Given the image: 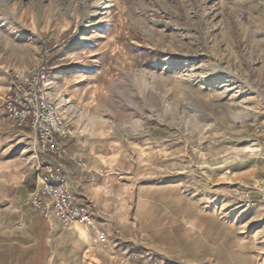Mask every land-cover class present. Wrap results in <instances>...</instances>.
<instances>
[{
  "label": "rangeland",
  "instance_id": "374dc122",
  "mask_svg": "<svg viewBox=\"0 0 264 264\" xmlns=\"http://www.w3.org/2000/svg\"><path fill=\"white\" fill-rule=\"evenodd\" d=\"M17 60L46 62L49 96L114 164L120 226L93 238L87 264H264L251 193L264 175V0H0V63ZM24 131L9 157L32 170L29 200L48 161Z\"/></svg>",
  "mask_w": 264,
  "mask_h": 264
},
{
  "label": "crops",
  "instance_id": "0c3cea01",
  "mask_svg": "<svg viewBox=\"0 0 264 264\" xmlns=\"http://www.w3.org/2000/svg\"><path fill=\"white\" fill-rule=\"evenodd\" d=\"M20 70L23 71L24 67L18 60L11 68L0 63L1 94L10 90L14 75ZM50 75L49 86L56 80L54 77H57L53 73ZM1 105L2 102L0 108ZM68 123L73 130V137L65 142L66 145L91 168L81 170L73 164L63 163L68 189L78 204L89 206L95 229L76 224L70 230H63L55 216L46 220L29 204L28 199L20 196L19 192L22 191L26 178L32 175V170L26 175L21 173L26 170L24 164L12 163L9 156L23 147L26 137L24 130L32 132L38 148L37 135L30 127H15L2 123L0 119V155L6 158L4 162H0V171L17 170L16 176L11 175L9 180L0 184V264H87L93 238L105 227L115 231L120 226L118 204L122 194L118 181L115 180L114 164L110 157H105L102 148L90 140L102 136L86 128L83 130L79 124ZM262 124L264 125V115ZM105 165L110 170L107 175L103 174ZM263 177L264 175L259 178ZM127 191L125 188V200Z\"/></svg>",
  "mask_w": 264,
  "mask_h": 264
},
{
  "label": "built area",
  "instance_id": "2783aa9c",
  "mask_svg": "<svg viewBox=\"0 0 264 264\" xmlns=\"http://www.w3.org/2000/svg\"><path fill=\"white\" fill-rule=\"evenodd\" d=\"M50 79L45 61L30 70L16 72L10 90L2 99L0 119L15 127H30L37 135L39 154L48 160L44 166L36 165L37 183L29 204L48 221L55 216L63 230H70L76 224L95 229L89 206L78 204L68 189L63 163L81 170L91 168L65 143L73 137V130L49 96ZM251 193L258 196L264 210V178L256 182Z\"/></svg>",
  "mask_w": 264,
  "mask_h": 264
},
{
  "label": "bare ground",
  "instance_id": "6f19581e",
  "mask_svg": "<svg viewBox=\"0 0 264 264\" xmlns=\"http://www.w3.org/2000/svg\"><path fill=\"white\" fill-rule=\"evenodd\" d=\"M87 79L88 75L86 73H79L78 75H76V80L79 84H83Z\"/></svg>",
  "mask_w": 264,
  "mask_h": 264
}]
</instances>
